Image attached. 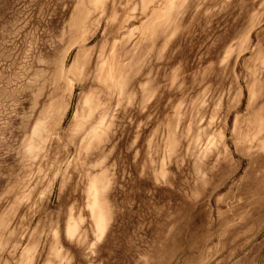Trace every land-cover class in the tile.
Masks as SVG:
<instances>
[{"label": "rangeland", "instance_id": "1", "mask_svg": "<svg viewBox=\"0 0 264 264\" xmlns=\"http://www.w3.org/2000/svg\"><path fill=\"white\" fill-rule=\"evenodd\" d=\"M0 264H264V0H0Z\"/></svg>", "mask_w": 264, "mask_h": 264}]
</instances>
